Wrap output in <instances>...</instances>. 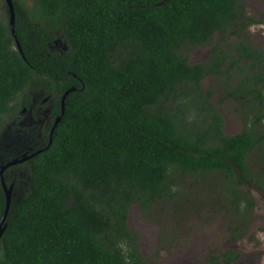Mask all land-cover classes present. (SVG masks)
<instances>
[{"label": "trees", "instance_id": "trees-1", "mask_svg": "<svg viewBox=\"0 0 264 264\" xmlns=\"http://www.w3.org/2000/svg\"><path fill=\"white\" fill-rule=\"evenodd\" d=\"M13 4L16 36L0 0V225L2 179L13 185L0 264H150L132 207L171 208L201 191L209 206L233 208V239L248 234L251 188L264 192V48L249 28L264 16L249 14L246 0ZM59 38L65 48L54 49ZM44 97L53 105L42 136L15 144L9 119L22 109L38 119ZM229 99L244 108L232 134L219 107ZM239 256L220 250L208 264Z\"/></svg>", "mask_w": 264, "mask_h": 264}, {"label": "rangeland", "instance_id": "rangeland-1", "mask_svg": "<svg viewBox=\"0 0 264 264\" xmlns=\"http://www.w3.org/2000/svg\"><path fill=\"white\" fill-rule=\"evenodd\" d=\"M246 3L249 14L264 16V0H246ZM249 30L253 42L264 48V23L253 24ZM218 38L219 35L215 41ZM59 48H65L61 38L54 44V49ZM209 50L210 46L193 50L191 61L205 60ZM213 81V77L206 78L204 86L214 85ZM222 94L216 90L213 101H218ZM43 101L45 104L37 113L38 119L31 110L27 112V109L19 111V120L9 119L7 127L18 142L15 144L33 145L42 136L43 130L39 132V129L49 124L53 105V100L49 97H44ZM219 107L225 117L226 132H240L244 127V114L240 111V108H244L241 104L229 99ZM20 174L24 176L25 172ZM251 194L256 204L249 217L248 234L243 238L233 239L228 231L234 214L233 208L228 207L222 211L224 208L219 207L220 205L216 208L209 206L210 201L204 197L210 195L205 191L197 193L193 198L188 196L189 199L185 198L171 208L157 204L153 210L145 212L136 204L130 211L129 224L139 232L140 249L150 264H208L209 255L217 254L220 250L240 252V256L232 264H264V192L252 187ZM176 207L177 216H174L172 212Z\"/></svg>", "mask_w": 264, "mask_h": 264}, {"label": "water", "instance_id": "water-1", "mask_svg": "<svg viewBox=\"0 0 264 264\" xmlns=\"http://www.w3.org/2000/svg\"><path fill=\"white\" fill-rule=\"evenodd\" d=\"M7 1V4L9 6V11H10V22H11V26H12V30H13V33L14 35L16 36V30H15V21H16V12H15V7H14V4H13V0H6ZM17 42H18V46H19V49L21 50V52H23L22 50V46L17 38ZM74 89L73 87L70 88L66 94L64 95V97L62 98V112H64V109H65V99H66V96L68 95V93ZM61 119V117H57V122ZM57 125V123L55 124ZM54 130V129H53ZM38 152L40 151H37L35 153H32L31 155H27V154H24L22 156V158H15L13 159L12 161L8 162L2 169L1 171V175L3 176V171L6 167L10 166V165H13V164H16V163H19V162H22V161H25L26 159H29L30 157L32 156H35ZM2 183H3V186H4V189H5V193H6V199H7V205H6V210H5V214H4V217L2 219V222H1V225H0V237L2 236L3 232H4V227H3V223H4V220L6 219L7 217V214L9 212V209H10V206H11V202H12V192H13V185H11L10 187H8L4 181V178L2 179Z\"/></svg>", "mask_w": 264, "mask_h": 264}]
</instances>
